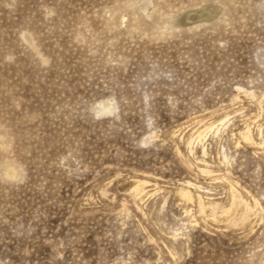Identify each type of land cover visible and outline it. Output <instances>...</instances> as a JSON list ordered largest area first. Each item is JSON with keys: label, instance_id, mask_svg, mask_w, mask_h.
Listing matches in <instances>:
<instances>
[{"label": "rangeland", "instance_id": "obj_1", "mask_svg": "<svg viewBox=\"0 0 264 264\" xmlns=\"http://www.w3.org/2000/svg\"><path fill=\"white\" fill-rule=\"evenodd\" d=\"M0 264H264V0H0Z\"/></svg>", "mask_w": 264, "mask_h": 264}, {"label": "bare ground", "instance_id": "obj_2", "mask_svg": "<svg viewBox=\"0 0 264 264\" xmlns=\"http://www.w3.org/2000/svg\"><path fill=\"white\" fill-rule=\"evenodd\" d=\"M103 110L105 111L106 110V107L103 105ZM213 125L212 124H210V125H208V126H205L203 129H201L199 132H197L196 134V136L194 137V140H196V139H199L200 140V138L204 135V133L206 132V130L208 129L209 130V128H211ZM207 130V131H208ZM241 134H242V136H243V138L246 140V141H248L249 143H251V144H257L258 142L254 139V137L252 136V134L250 133V131H249V127H247L244 131H241ZM195 135V134H194ZM193 135V136H194ZM193 138V137H192ZM191 144V143H190ZM211 174V173H210ZM147 181H143V180H141V181H139V185L140 184H145ZM187 185V184H186ZM143 186V185H142ZM142 186H141V188H142ZM188 186H195V187H198L196 184H193L192 182H190L189 180H188ZM137 187H138V185H137ZM189 189H191L190 187H189ZM187 190L186 189V187H185V190H187L185 193H184V196L186 197V198H189L190 200H191V198L193 197V195L191 194V191L190 190ZM184 190V189H183ZM231 191H235V190H231ZM183 192V191H182ZM235 193H236V191H235ZM137 194H138V192H137ZM183 194V193H182ZM198 197H199V199H201V197L202 196H200V195H198ZM193 200V199H192ZM202 200H200V202H201ZM234 201V200H233ZM203 202V201H202ZM201 202V203H202ZM203 204H204V202H203ZM202 204V205H203ZM201 206V205H200ZM204 206H202L201 208H203ZM228 212V211H227Z\"/></svg>", "mask_w": 264, "mask_h": 264}]
</instances>
